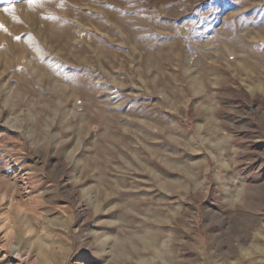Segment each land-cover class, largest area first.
<instances>
[{
	"label": "rangeland",
	"instance_id": "1",
	"mask_svg": "<svg viewBox=\"0 0 264 264\" xmlns=\"http://www.w3.org/2000/svg\"><path fill=\"white\" fill-rule=\"evenodd\" d=\"M0 264H264V0H0Z\"/></svg>",
	"mask_w": 264,
	"mask_h": 264
},
{
	"label": "bare ground",
	"instance_id": "2",
	"mask_svg": "<svg viewBox=\"0 0 264 264\" xmlns=\"http://www.w3.org/2000/svg\"><path fill=\"white\" fill-rule=\"evenodd\" d=\"M247 63H248V62H247ZM247 63H246V64H247ZM249 67H250V66H249ZM238 216H239V214H238ZM233 217H237L236 214H234ZM237 218H238V217H237ZM148 240H149V239H148ZM148 242H150V240H149ZM151 242H152V241H151ZM154 242H155V241H154ZM154 242H153V243H154ZM245 242H246V241H244V243H245ZM151 245H152V243H151ZM155 246H156V245H155ZM150 248H152V247H150ZM256 248H257V247H256ZM243 251H244V250H243ZM245 251H246V250H245ZM256 251H259V250L256 249ZM246 254H247L248 256L250 255V253H249L248 251H246ZM155 255H156V254H155Z\"/></svg>",
	"mask_w": 264,
	"mask_h": 264
},
{
	"label": "snow or ice",
	"instance_id": "3",
	"mask_svg": "<svg viewBox=\"0 0 264 264\" xmlns=\"http://www.w3.org/2000/svg\"><path fill=\"white\" fill-rule=\"evenodd\" d=\"M5 11H7V9H5Z\"/></svg>",
	"mask_w": 264,
	"mask_h": 264
}]
</instances>
